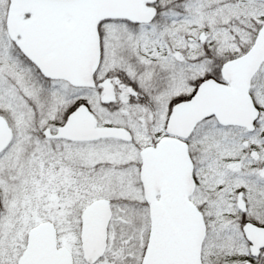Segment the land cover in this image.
<instances>
[{
	"label": "snow or ice",
	"instance_id": "obj_1",
	"mask_svg": "<svg viewBox=\"0 0 264 264\" xmlns=\"http://www.w3.org/2000/svg\"><path fill=\"white\" fill-rule=\"evenodd\" d=\"M0 264H264V0H0Z\"/></svg>",
	"mask_w": 264,
	"mask_h": 264
}]
</instances>
